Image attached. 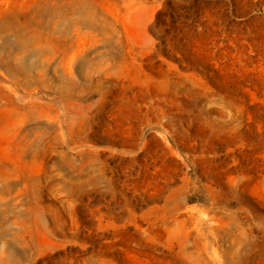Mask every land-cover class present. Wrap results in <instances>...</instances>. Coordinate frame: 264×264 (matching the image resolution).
Here are the masks:
<instances>
[{
    "label": "rangeland",
    "instance_id": "1",
    "mask_svg": "<svg viewBox=\"0 0 264 264\" xmlns=\"http://www.w3.org/2000/svg\"><path fill=\"white\" fill-rule=\"evenodd\" d=\"M0 264H264V0H0Z\"/></svg>",
    "mask_w": 264,
    "mask_h": 264
}]
</instances>
